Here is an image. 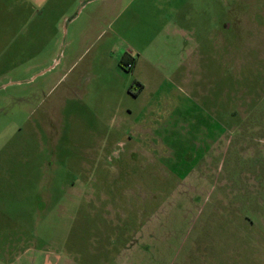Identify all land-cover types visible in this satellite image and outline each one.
Wrapping results in <instances>:
<instances>
[{"label":"rangeland","instance_id":"374dc122","mask_svg":"<svg viewBox=\"0 0 264 264\" xmlns=\"http://www.w3.org/2000/svg\"><path fill=\"white\" fill-rule=\"evenodd\" d=\"M46 8L0 0V249L264 264V0Z\"/></svg>","mask_w":264,"mask_h":264},{"label":"crops","instance_id":"0c3cea01","mask_svg":"<svg viewBox=\"0 0 264 264\" xmlns=\"http://www.w3.org/2000/svg\"><path fill=\"white\" fill-rule=\"evenodd\" d=\"M18 4H21V7L25 8L24 11L27 12L31 9L34 12H39L41 16H47L48 9L46 8L49 0H14ZM34 7H42L41 10L33 9ZM17 10L14 11L16 13ZM64 21V19H63ZM138 61L135 60L133 68L137 66ZM19 246L15 242H13L10 237L8 242L5 243L3 249H0V264H19L22 263V259H25V264H77L71 262L69 259L63 255H56L55 253H39L35 251V249H18ZM19 260V261H18Z\"/></svg>","mask_w":264,"mask_h":264},{"label":"trees","instance_id":"16d2710c","mask_svg":"<svg viewBox=\"0 0 264 264\" xmlns=\"http://www.w3.org/2000/svg\"><path fill=\"white\" fill-rule=\"evenodd\" d=\"M132 63L134 66L135 60L134 59H130V60H122V62L120 63V66L122 68H124L125 66H127L128 64ZM129 70V69H128Z\"/></svg>","mask_w":264,"mask_h":264},{"label":"built area","instance_id":"2783aa9c","mask_svg":"<svg viewBox=\"0 0 264 264\" xmlns=\"http://www.w3.org/2000/svg\"><path fill=\"white\" fill-rule=\"evenodd\" d=\"M127 68H128L129 70L133 69V64H132V63L128 64V65H127Z\"/></svg>","mask_w":264,"mask_h":264}]
</instances>
